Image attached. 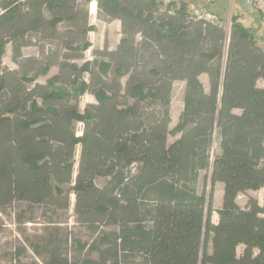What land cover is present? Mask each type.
Returning a JSON list of instances; mask_svg holds the SVG:
<instances>
[{"label": "trees", "instance_id": "16d2710c", "mask_svg": "<svg viewBox=\"0 0 264 264\" xmlns=\"http://www.w3.org/2000/svg\"><path fill=\"white\" fill-rule=\"evenodd\" d=\"M91 1L0 0V209L66 211L74 194L89 236L49 218L31 246L43 264H264V206L237 202L264 188V48L237 14L227 30L190 16L185 2L95 0L121 37L78 64L94 30ZM7 44L15 69L2 66ZM31 45L38 56L23 55ZM85 93L93 102L80 110ZM27 210L19 221L34 220Z\"/></svg>", "mask_w": 264, "mask_h": 264}, {"label": "rangeland", "instance_id": "374dc122", "mask_svg": "<svg viewBox=\"0 0 264 264\" xmlns=\"http://www.w3.org/2000/svg\"><path fill=\"white\" fill-rule=\"evenodd\" d=\"M179 2H185L187 4V9L190 10L196 6L198 0H180ZM178 2V3H179ZM240 0H210L208 3L209 10L214 13L218 19H220L223 26L228 30L230 27V19L235 13V4L239 3ZM89 9V5H88ZM90 20L94 26L93 33L90 35L91 40L94 44L97 43V40L102 37L105 31L106 42H113L116 37V30L118 29V24L116 22L104 23L99 19V14L97 10L94 14H90ZM106 28V29H105ZM24 56H38L39 48L38 46L31 45L23 49ZM92 56L90 52L85 53V60L91 59ZM24 59V57L22 58ZM83 61V60H82ZM81 60H78L77 63L81 64ZM2 66L15 69L17 65L11 59V46L10 44L6 45L5 53L2 58ZM57 70L56 67H51L47 75H40L37 77L38 82L43 83L48 76L53 74ZM86 76V75H85ZM181 82L178 81L174 84L172 90V106L170 118L172 122L175 120V116L178 114L180 107L182 105V89ZM208 89V87H206ZM88 102H93V96L91 94L85 93L79 101V109L83 110L84 106ZM171 105V104H170ZM171 128L174 124L170 125ZM81 127L79 123L76 124V131L78 134H81ZM172 136L169 135L167 141L170 142ZM79 150L77 148L75 159L78 161ZM77 165L75 166L76 169ZM101 182V181H100ZM249 196L254 197L258 203L264 206V188L257 190H249L245 194H241L237 198V202L243 206ZM75 196L70 194L69 198V208L66 211L55 210L51 207H44L35 205L31 210H27V205L24 203H13L10 207L0 209V264H43L42 258L35 254L32 250V245L35 244L38 238L42 235L48 233L49 226L46 221L49 218H59V225L63 230L67 232H72L73 235L82 238L83 240L89 236V232L84 230L76 221L73 212ZM222 202V192L221 185L216 183L213 193L212 201V214L211 222L214 223L217 220L216 209L220 208ZM26 209L24 213V218H28L30 215L33 216V221H19L18 216L22 210ZM23 216V215H22ZM19 248H24V251H20L17 255V250ZM68 244L69 255L76 254ZM21 250V249H20ZM241 247L239 248V251Z\"/></svg>", "mask_w": 264, "mask_h": 264}, {"label": "crops", "instance_id": "0c3cea01", "mask_svg": "<svg viewBox=\"0 0 264 264\" xmlns=\"http://www.w3.org/2000/svg\"><path fill=\"white\" fill-rule=\"evenodd\" d=\"M235 8V13L239 15V21L247 28H249V30L251 31V33L253 34L254 38L256 39L257 43L264 48V17L259 14L258 12L254 11L253 9L248 8L247 6H245L241 1L237 4H235L234 6ZM96 11V10H95ZM94 11V12H95ZM90 13V12H89ZM91 14V13H90ZM94 14V13H93ZM103 21V20H102ZM111 22H116L118 24V29L116 30L117 34L115 39L113 40V42H106V37H105V31L101 36H99L100 38L97 40V43L94 44V42L91 40V34L93 33V31H90L88 33V40L90 42V47L85 51L86 52H90L92 58H94L93 54H92V50L93 49H102L104 47L105 44H107L108 46V50H112L116 47V45L119 42V39L121 37V26H120V21L118 19L112 20V21H104V23H111ZM90 24H92L91 20H90ZM106 29V28H105ZM85 53H84V58L80 59L81 61L85 60ZM91 58V59H92ZM89 59V60H91ZM87 60V59H86ZM82 61V62H83ZM79 64V63H78ZM56 72V71H55ZM54 72V73H55ZM200 80L203 83L204 87H209V81H208V76L206 74H201L200 76ZM181 89H182V98H183V87L184 84L183 82H181ZM182 103V102H181ZM171 106L172 103L170 105V114H171ZM182 109V105L180 107V110L178 112V114L174 117L175 120L174 122H172V118H171V124L173 123L174 126L178 121V116L181 112ZM172 126V128L174 127ZM171 128V127H170ZM178 135L172 136L170 142H172ZM221 185V192L223 193V185L222 183H219ZM217 222V220H216ZM214 222V223H216Z\"/></svg>", "mask_w": 264, "mask_h": 264}, {"label": "built area", "instance_id": "2783aa9c", "mask_svg": "<svg viewBox=\"0 0 264 264\" xmlns=\"http://www.w3.org/2000/svg\"><path fill=\"white\" fill-rule=\"evenodd\" d=\"M164 4H166L169 0H161ZM178 3L180 0H173ZM210 0H198V3L195 7L188 10L190 16L194 18H202L211 21H218L217 16L212 13L208 8V3ZM245 6L254 11L258 12L264 17V0H240ZM80 127L82 126L79 123Z\"/></svg>", "mask_w": 264, "mask_h": 264}, {"label": "bare ground", "instance_id": "6f19581e", "mask_svg": "<svg viewBox=\"0 0 264 264\" xmlns=\"http://www.w3.org/2000/svg\"><path fill=\"white\" fill-rule=\"evenodd\" d=\"M95 10H96V2L92 0L89 4V12L93 14Z\"/></svg>", "mask_w": 264, "mask_h": 264}, {"label": "water", "instance_id": "95a60500", "mask_svg": "<svg viewBox=\"0 0 264 264\" xmlns=\"http://www.w3.org/2000/svg\"><path fill=\"white\" fill-rule=\"evenodd\" d=\"M95 1V0H94Z\"/></svg>", "mask_w": 264, "mask_h": 264}]
</instances>
